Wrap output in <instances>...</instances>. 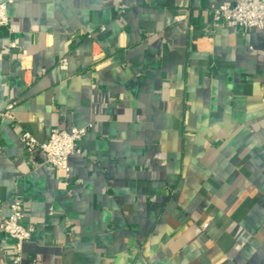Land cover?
I'll use <instances>...</instances> for the list:
<instances>
[{
  "label": "crops",
  "instance_id": "0c3cea01",
  "mask_svg": "<svg viewBox=\"0 0 264 264\" xmlns=\"http://www.w3.org/2000/svg\"><path fill=\"white\" fill-rule=\"evenodd\" d=\"M0 1V224L21 200L22 264H264V22L213 25L232 0ZM74 127L69 171L20 138Z\"/></svg>",
  "mask_w": 264,
  "mask_h": 264
},
{
  "label": "built area",
  "instance_id": "2783aa9c",
  "mask_svg": "<svg viewBox=\"0 0 264 264\" xmlns=\"http://www.w3.org/2000/svg\"><path fill=\"white\" fill-rule=\"evenodd\" d=\"M212 23L215 26L227 25L239 27L248 31L255 26H262L264 22V0H232L211 9ZM0 27L12 31L8 15L7 2L0 1ZM10 48L16 47L15 40L9 42ZM61 66H67V59L64 57L60 62ZM16 101H11L0 110V120L4 117L13 118L12 110ZM86 127H74L72 130L53 128L46 141H40L30 131L24 130L21 133V141L27 152L42 150L45 161L55 167L69 171V156L73 153H80V141L86 134ZM2 143L0 141V150ZM24 203L15 199L11 203V212L0 224V232L6 234L14 241V255L12 264H22L23 245L31 238L33 226L24 223Z\"/></svg>",
  "mask_w": 264,
  "mask_h": 264
}]
</instances>
